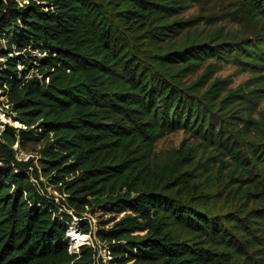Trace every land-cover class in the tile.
<instances>
[{"label":"trees","instance_id":"1","mask_svg":"<svg viewBox=\"0 0 264 264\" xmlns=\"http://www.w3.org/2000/svg\"><path fill=\"white\" fill-rule=\"evenodd\" d=\"M192 1L0 0V107L21 124L0 134V264H103L68 244L97 211L111 264H264V81L215 76L264 73V0H235L250 38L199 30Z\"/></svg>","mask_w":264,"mask_h":264},{"label":"rangeland","instance_id":"2","mask_svg":"<svg viewBox=\"0 0 264 264\" xmlns=\"http://www.w3.org/2000/svg\"><path fill=\"white\" fill-rule=\"evenodd\" d=\"M236 10L237 8L235 0H195L192 1L188 5V7L183 10L182 16H184L186 19H192L193 21L197 22L199 30L210 31L215 28H220L224 32L229 31L232 34H235L236 37L240 38L241 36H243L250 38L252 35V28L249 26H243V24L234 21V19L237 18V14L235 13ZM45 54L46 53L38 50L32 52V55L35 56L36 59H42ZM215 68L217 69L215 76L232 77V87H237L248 80L264 81V73L255 72L252 69H248L246 66L236 65L232 62L216 63ZM31 71L35 74L40 73L38 72L37 67H32ZM0 101L5 102V97H0ZM5 107L7 110L9 109L7 105ZM259 110L264 111V95L261 98ZM14 118L15 115H9L0 107V128L2 129V132L4 130V127H6L7 125H12L14 127L21 126V124L15 121ZM186 137L187 135L183 130L171 132L163 136L156 142L155 150L161 158L167 157L173 149L178 148L181 145L182 141ZM41 147L42 142L29 144L24 148L18 149L17 157L19 159L26 160L30 156L35 155L38 159L41 156ZM15 148H18V145H15ZM41 180L45 183L49 194L53 196L57 202H59L60 200L66 201V193H64L62 189H59L60 187H63L61 183H50V181H48L46 177H41ZM69 212L73 213V209H69ZM112 216V214H106L102 211H97L95 214L84 212L83 218H88L90 220L92 224L93 235L86 233L81 228V225H79L81 223V218L75 217V221L72 224L71 228H75L77 231H80L81 235L84 234V237L82 241L79 242L78 240L75 242L70 238L68 242L69 249L72 251H77L79 247L84 244L83 242H86L88 240L91 244L94 243L98 245L99 255L102 257L103 264H111V257L109 256L104 243L101 242L94 234L97 228ZM129 262L134 263L133 261Z\"/></svg>","mask_w":264,"mask_h":264},{"label":"bare ground","instance_id":"3","mask_svg":"<svg viewBox=\"0 0 264 264\" xmlns=\"http://www.w3.org/2000/svg\"><path fill=\"white\" fill-rule=\"evenodd\" d=\"M73 231V232H72ZM69 238H71L72 240H74L75 242L78 240L79 241H82L83 239V235H81V233L79 231H77L75 228L71 230H69ZM73 244V243H72Z\"/></svg>","mask_w":264,"mask_h":264},{"label":"built area","instance_id":"4","mask_svg":"<svg viewBox=\"0 0 264 264\" xmlns=\"http://www.w3.org/2000/svg\"><path fill=\"white\" fill-rule=\"evenodd\" d=\"M4 129H5V127H4ZM2 133V129L0 128V134ZM73 232V231H72ZM80 232V231H79ZM81 233V232H80ZM83 236H84V234H83ZM84 244L85 243H88V244H91L88 240L86 241V242H83ZM72 251V250H71Z\"/></svg>","mask_w":264,"mask_h":264}]
</instances>
